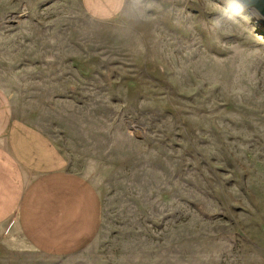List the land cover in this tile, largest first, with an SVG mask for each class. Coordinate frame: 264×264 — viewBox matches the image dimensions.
I'll use <instances>...</instances> for the list:
<instances>
[{"label":"rangeland","instance_id":"374dc122","mask_svg":"<svg viewBox=\"0 0 264 264\" xmlns=\"http://www.w3.org/2000/svg\"><path fill=\"white\" fill-rule=\"evenodd\" d=\"M224 8L127 0L99 19L80 0H0V82L45 109L101 201L65 255L12 215L0 264H264V16L213 30Z\"/></svg>","mask_w":264,"mask_h":264},{"label":"crops","instance_id":"0c3cea01","mask_svg":"<svg viewBox=\"0 0 264 264\" xmlns=\"http://www.w3.org/2000/svg\"><path fill=\"white\" fill-rule=\"evenodd\" d=\"M126 1L80 0L99 19L117 16ZM16 98L0 82V224L16 215L24 237L41 253H74L99 230V191L53 135L45 109L32 110Z\"/></svg>","mask_w":264,"mask_h":264},{"label":"clouds","instance_id":"9594fccd","mask_svg":"<svg viewBox=\"0 0 264 264\" xmlns=\"http://www.w3.org/2000/svg\"><path fill=\"white\" fill-rule=\"evenodd\" d=\"M252 2L253 0H229V8L234 9V13L229 15V9L224 8V12L215 18L212 25L213 30H223L224 28L230 26V24L234 21V18H236V16L245 8L249 7ZM220 16H227L228 20L222 21L219 18Z\"/></svg>","mask_w":264,"mask_h":264},{"label":"water","instance_id":"95a60500","mask_svg":"<svg viewBox=\"0 0 264 264\" xmlns=\"http://www.w3.org/2000/svg\"><path fill=\"white\" fill-rule=\"evenodd\" d=\"M249 7L256 8L264 16V0H253Z\"/></svg>","mask_w":264,"mask_h":264}]
</instances>
